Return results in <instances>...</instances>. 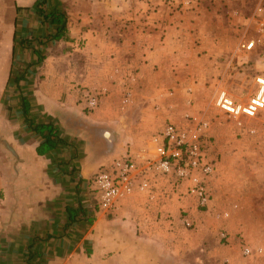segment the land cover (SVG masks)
<instances>
[{"label":"crops","instance_id":"obj_1","mask_svg":"<svg viewBox=\"0 0 264 264\" xmlns=\"http://www.w3.org/2000/svg\"><path fill=\"white\" fill-rule=\"evenodd\" d=\"M54 11L65 19L59 40L42 15ZM159 14L160 7L129 0H0V264H264L263 246L244 242L238 249L229 235L220 238L215 222L230 199L215 176L207 207L186 195V184L173 189L160 176L155 200L133 191L109 210L99 206L93 176L146 144H128L132 136L121 133L123 115L109 96L88 111L80 92L110 91L135 67L143 73L150 43L166 39L149 31L162 25ZM64 45L81 52L82 73L71 69L68 52L55 51ZM29 120L50 122L63 142L48 149ZM86 125L113 131V147L106 152L91 141ZM243 246L261 252L244 256Z\"/></svg>","mask_w":264,"mask_h":264},{"label":"rangeland","instance_id":"obj_2","mask_svg":"<svg viewBox=\"0 0 264 264\" xmlns=\"http://www.w3.org/2000/svg\"><path fill=\"white\" fill-rule=\"evenodd\" d=\"M262 1L129 0L140 8L144 2L160 7L164 20L150 19L163 23L151 25L149 31L159 29L166 39L162 44L150 43L149 64L143 73L139 67L130 69L119 86L102 94L119 107L123 115L121 133L132 136L127 142L133 146L148 145L150 137L167 121L185 124L186 114L209 122L206 138L216 163L214 179L225 187L230 199L222 204L223 213L228 215L216 221L215 228L218 233L225 230L238 249L244 242L264 247V109L255 117L235 120L214 102L218 88L237 101H246L255 89V78L264 76V48L242 52L237 47L244 34L251 36L253 14ZM154 12L158 15L157 9ZM143 16L139 13L141 21ZM55 51L68 52L71 69L82 73L80 51L65 45ZM65 62L59 61V65ZM129 73L136 74V83L127 84L125 75ZM111 81L116 84L118 79Z\"/></svg>","mask_w":264,"mask_h":264},{"label":"built area","instance_id":"obj_3","mask_svg":"<svg viewBox=\"0 0 264 264\" xmlns=\"http://www.w3.org/2000/svg\"><path fill=\"white\" fill-rule=\"evenodd\" d=\"M191 3L194 0H184ZM254 28L251 36L244 34L238 42L242 52L264 48V0L260 2L253 14ZM127 84H134L137 76L126 74ZM81 99L85 109L91 111L98 106L103 89L82 87ZM128 93L129 89L126 90ZM126 94L129 100V94ZM215 106L228 117L238 120L255 117L264 109V76L255 78V89L246 101H237L223 88H218ZM185 124L178 125L171 121L155 132L148 145L135 152L115 158L110 167L101 168L92 179L99 197L101 209L114 207L118 198L133 191L145 192L149 200H155L154 184L158 176L167 179L173 189L186 184V195L196 198L200 207H207L211 200L209 182L215 174V158L210 156V139L206 138L209 122L202 118L187 115ZM226 215V214H225ZM184 224L191 222L184 219ZM220 238L227 241L228 234L221 232ZM261 252L243 246L242 254L251 256Z\"/></svg>","mask_w":264,"mask_h":264},{"label":"trees","instance_id":"obj_4","mask_svg":"<svg viewBox=\"0 0 264 264\" xmlns=\"http://www.w3.org/2000/svg\"><path fill=\"white\" fill-rule=\"evenodd\" d=\"M43 18H51L53 24L56 25V31L52 35V39L59 40L63 37L65 33V19L64 14L58 11L53 13H42ZM40 61V58L38 59ZM22 108L25 117L28 116V106L25 99H22ZM30 125L33 127V130L38 133L44 139V146L48 149L54 148L57 142H63L62 139L58 137V130L50 122L49 123H38L35 124L32 120H29ZM87 133L89 134L90 140L95 141L99 140L103 146L104 150L107 152L113 147L116 134L106 127H100L95 125H86ZM43 149H38L39 154L42 153Z\"/></svg>","mask_w":264,"mask_h":264}]
</instances>
